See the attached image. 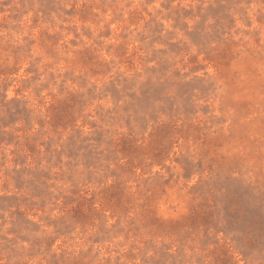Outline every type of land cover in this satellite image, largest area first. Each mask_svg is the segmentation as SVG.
Instances as JSON below:
<instances>
[{
    "label": "clouds",
    "instance_id": "obj_1",
    "mask_svg": "<svg viewBox=\"0 0 264 264\" xmlns=\"http://www.w3.org/2000/svg\"><path fill=\"white\" fill-rule=\"evenodd\" d=\"M218 3L0 0V117L28 113L0 123V197L35 205L0 208V264H264V0Z\"/></svg>",
    "mask_w": 264,
    "mask_h": 264
},
{
    "label": "rangeland",
    "instance_id": "obj_2",
    "mask_svg": "<svg viewBox=\"0 0 264 264\" xmlns=\"http://www.w3.org/2000/svg\"><path fill=\"white\" fill-rule=\"evenodd\" d=\"M73 11H74V9H69L70 14ZM190 11L191 10L185 11L183 14L185 16H188L190 14ZM222 12H223V6L219 5L218 0H217V7L213 8L210 5L208 8V14L209 15L220 16L222 14ZM86 15H87L86 12L81 13L82 18ZM191 35H192V38L194 40L199 39V25H197V30L194 31ZM156 38L158 39V37H156ZM182 50L183 49H182L181 45H179L178 43H174V44L169 45V51L170 52H175L176 54H179ZM132 56L134 57L135 53H132ZM129 62L132 63L133 61L130 60ZM164 68H166V64H161V70H163ZM109 91L111 92V95L113 97L118 96V93L114 87L111 88ZM162 91H163L162 88H154L151 84H148L144 88V90L141 92L140 97L135 99L134 104L138 107H143L145 104L148 103V101L150 100L151 97L159 95V93ZM0 104H3L2 100H0ZM13 109H15V111H13ZM3 110H4L7 118L4 119L3 117H0V123H3V125L5 127H7L9 124L15 123V121L20 119L21 117H23L25 119V121L27 122V118H28L27 110L24 109L23 107H21L19 102H16L15 104H12L10 106L4 105ZM185 112L186 113L192 112V108L190 105L185 106ZM65 114H66V110L62 109L61 112L58 113L57 116L54 118L52 123L54 125H60L62 123H65L66 122ZM170 131H171V129L167 128V127L161 128L159 130V132L157 134V137H158L157 146L159 145V138L169 135ZM14 140H15V137L11 134L0 135V145L12 144ZM124 147H127V145H124ZM44 150L48 151L49 148H45ZM71 154H74V153H71ZM38 155H39V148L37 146L36 138L33 137L31 140L26 138L24 143L19 146V150L17 152V155H16L14 162L22 164V163H24V161L27 157L35 158ZM156 155H160V153L157 152ZM24 172H25V170L21 169L13 177V180L15 181L16 188L18 190H20V189H25V190L31 189L32 195L41 197V206H43V198L47 195V192H46V188H41V187H39V185L45 184V182L47 180L51 179L52 177L46 172H36V173H33L34 179L32 181L26 182L23 179ZM13 205H16L15 215H16V222L17 223H23L24 219H25L24 211L21 210L20 205H25L26 206L25 210H28V211H30L35 206L34 203L29 202V198L26 196L20 197V198L15 197V196L0 197V208H7V207H11ZM73 215L78 220H81L84 218L82 216V214L80 213L79 209L74 210ZM208 218L209 217L207 215L200 217V219H203V220H207Z\"/></svg>",
    "mask_w": 264,
    "mask_h": 264
}]
</instances>
